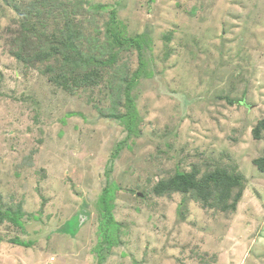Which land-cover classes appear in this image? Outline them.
<instances>
[{
	"label": "rangeland",
	"instance_id": "rangeland-1",
	"mask_svg": "<svg viewBox=\"0 0 264 264\" xmlns=\"http://www.w3.org/2000/svg\"><path fill=\"white\" fill-rule=\"evenodd\" d=\"M43 1L0 0V210L22 213V226L0 219V264H264V172L252 163L263 140L251 134L264 113V0ZM48 8L50 21L70 17L89 43L97 36L94 46H105L115 9L147 44L140 56L122 49L97 84L67 91L45 71L51 61L15 53L20 20ZM35 37L31 48L45 47ZM139 59L129 132L108 80ZM217 166L244 176L233 211L151 192L176 169L201 177ZM110 181L117 240L107 246L97 198Z\"/></svg>",
	"mask_w": 264,
	"mask_h": 264
},
{
	"label": "trees",
	"instance_id": "trees-1",
	"mask_svg": "<svg viewBox=\"0 0 264 264\" xmlns=\"http://www.w3.org/2000/svg\"><path fill=\"white\" fill-rule=\"evenodd\" d=\"M39 1L45 5L44 8L49 6L43 0ZM105 7L104 5L100 6V8ZM31 12L33 13L34 11ZM31 12L28 11L23 20L18 23L19 31L16 36V43L24 51L27 48H31L29 43L31 37L37 36L35 37L38 39L37 41H42L41 43L45 47L40 49L31 48L29 53H22L21 49H18L15 52L17 60L23 61L25 64L31 63L32 65V62L36 59L38 61H51L50 64H46L45 71L50 74L53 71L56 72L53 75H49V77H52L55 83L67 91L74 89V86L79 84H97L100 79L109 74L108 68H117L114 65L115 60L122 49L135 48L137 55L140 56L143 52V47L147 44L143 34L130 35L125 33V27L119 21L120 19L117 18L115 9L109 10L108 19L103 25L105 46L104 44L103 46L93 45L97 40V36H92L89 43V39L79 25L72 23L73 18H63L60 26L58 22L49 20L50 8L44 10L40 15L36 14L34 20L29 17ZM83 39L86 40L88 45L87 52L82 55L81 53L79 54L78 50L84 43ZM92 45L93 47L90 48ZM104 51H108L107 58H104ZM144 64V61L139 59V66L131 74L123 71L122 74H119V79L117 80L114 71H112L108 80L109 86L111 85L115 90L116 86H118L117 91H122L123 93L124 101L122 106H124L125 112L119 118H121L129 132L133 131L137 116L130 90L140 73H142ZM115 71L117 72V69ZM70 81L74 85L70 84ZM120 83L122 89L119 87ZM116 100H119L118 97ZM115 104H117L116 101ZM110 115L115 116L117 113H110ZM251 134L254 139L263 140L262 152L252 160V163L257 170L264 172V113L251 128ZM115 148L116 153L121 148V145L119 144ZM243 187L244 176L239 171L228 172L225 168L217 166L212 171L205 172L201 177L197 176L196 169H191L190 171L176 169L174 173L156 180L151 187V192L156 196L174 192L184 195L188 194L204 207H215L227 212L236 208L242 195ZM115 189L116 183L110 181L102 188L97 198L98 211L101 217L99 223L101 240L107 246L116 243L117 240V223L111 214ZM21 214L19 206L15 210L8 208L3 211L0 210V219L5 218L14 225L22 226L19 220ZM14 241L21 243L17 238H14Z\"/></svg>",
	"mask_w": 264,
	"mask_h": 264
},
{
	"label": "water",
	"instance_id": "water-1",
	"mask_svg": "<svg viewBox=\"0 0 264 264\" xmlns=\"http://www.w3.org/2000/svg\"><path fill=\"white\" fill-rule=\"evenodd\" d=\"M82 212H85V213H86L85 210L81 209V211L79 212V214H78V216H77L79 223H80L81 219L83 218V214H82Z\"/></svg>",
	"mask_w": 264,
	"mask_h": 264
}]
</instances>
